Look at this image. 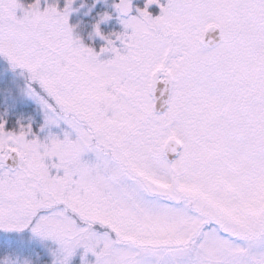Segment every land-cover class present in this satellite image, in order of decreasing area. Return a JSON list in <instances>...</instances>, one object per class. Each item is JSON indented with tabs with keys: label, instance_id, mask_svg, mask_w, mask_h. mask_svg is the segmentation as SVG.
Here are the masks:
<instances>
[{
	"label": "snow or ice",
	"instance_id": "6c2138e0",
	"mask_svg": "<svg viewBox=\"0 0 264 264\" xmlns=\"http://www.w3.org/2000/svg\"><path fill=\"white\" fill-rule=\"evenodd\" d=\"M0 264H264V0H0Z\"/></svg>",
	"mask_w": 264,
	"mask_h": 264
}]
</instances>
